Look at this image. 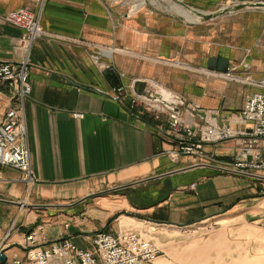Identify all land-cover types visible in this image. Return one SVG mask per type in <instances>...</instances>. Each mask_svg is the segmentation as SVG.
<instances>
[{"label": "crops", "instance_id": "0c3cea01", "mask_svg": "<svg viewBox=\"0 0 264 264\" xmlns=\"http://www.w3.org/2000/svg\"><path fill=\"white\" fill-rule=\"evenodd\" d=\"M41 7L48 37L30 49L32 91L23 108L35 182L0 167V264L24 260L31 234L38 246L69 239L90 249L99 231L149 241L159 250L155 264H264L259 183L220 173L213 162L191 166L186 156L171 162L164 153L176 146L168 128L137 117L129 99L110 98L112 76L121 75L124 86L154 84L228 124L261 89L210 73L208 61L226 59L228 72L263 80L264 9L190 23L155 9L130 16L106 0H0V14ZM21 34L0 22V61L25 57ZM9 108L16 104L0 88V124ZM238 144H204L203 151L225 162Z\"/></svg>", "mask_w": 264, "mask_h": 264}, {"label": "built area", "instance_id": "2783aa9c", "mask_svg": "<svg viewBox=\"0 0 264 264\" xmlns=\"http://www.w3.org/2000/svg\"><path fill=\"white\" fill-rule=\"evenodd\" d=\"M41 10L42 7L39 12L20 8L0 14V22L22 32L18 49L25 53V57L17 63L0 61V88H6L16 104V108L6 111L0 124V167L20 171L23 181L28 184L35 182V176L26 142L23 108L32 91L29 83L30 49L37 40L48 37L43 33ZM109 72L114 73V69L110 68ZM220 75L234 78L231 72ZM256 85L261 91L248 95L241 112L229 117L228 124L220 125L214 122L210 112L203 111L198 104L171 92L169 103L150 101L135 95L131 85L127 88L119 84L111 89L110 98L115 102L129 99V109L137 117L148 116L158 125L168 127L167 136L176 148L164 154L171 161L176 162L182 156L190 157L193 163L209 160L213 162L214 169L221 173L242 175L259 183V192L264 196V79ZM73 117L82 119L83 116L75 114ZM197 121L202 124H197ZM230 123L247 129H234ZM236 138L239 144L230 161L214 162L213 157L203 151L204 144ZM90 240V249H79L69 239L38 246L35 237L29 235L26 238L28 247L25 259H15L12 264H155L159 255L155 245L130 233L111 235L99 231Z\"/></svg>", "mask_w": 264, "mask_h": 264}, {"label": "rangeland", "instance_id": "374dc122", "mask_svg": "<svg viewBox=\"0 0 264 264\" xmlns=\"http://www.w3.org/2000/svg\"><path fill=\"white\" fill-rule=\"evenodd\" d=\"M108 3H110V4H112V5H117V6H121L122 8H124L123 10L124 11H126V13L128 14V15H132V13L133 12H135L136 10H138V9H146V11L148 10V9H151L152 11H153V9H155V10H159V11H165V12H168V13H170L169 12V8H170V6L171 5H177V4H179L178 6L179 7H181L182 5L180 4V3H182V4H184L185 6H187L188 8H186V7H184V6H182L181 8H183V9H185V10H190L191 11V18L194 20L193 22L192 21H190V23H194V22H198V21H201V22H210V21H212L213 19H216V18H219V17H225L226 15H228L229 13H232V12H234L235 11V8L238 6L235 2H232V1H219V0H177L178 2H176V1H172V0H168L169 2H167V0H153V2H149V0H146V3H144L142 6H140V7H138V8H134V6H135V1L136 0H106ZM139 1V3L141 2V1H143V0H138ZM175 2V3H174ZM261 3H264V1H260ZM177 3V4H176ZM254 4V3H253ZM222 10H227V13L226 14H224V15H219V16H217L216 18H212L211 20H204V19H202V18H200L194 11H196V12H198V13H200V14H203V15H208V14H211V15H213V14H217V13H219L220 11H222ZM126 14V15H127ZM171 15H172V17L174 18V19H176V20H178L177 18H179L180 16H178V15H176V13L174 12V13H170ZM194 14V15H193ZM130 15V16H131ZM195 17V19L193 18V17ZM183 22H185L186 20H184V19H181ZM187 22V21H186ZM43 29V28H42ZM46 32V31H45ZM46 34H47V32H46ZM110 68L111 67H109L108 69H107V71H109L110 70ZM244 70H247V66L245 65L244 66V68H243ZM115 73V72H114ZM210 73H213V74H215V75H220V74H216V73H214V72H210ZM232 73V72H231ZM232 77H234V78H224V79H226V80H228V81H233V82H236V83H244V84H248V85H251V86H254V87H257V88H259L256 84H257V82L258 81H254L253 79H251L250 77H248L247 75H245V76H240V75H236V74H234V73H232ZM221 76V75H220ZM120 77H121V75H120ZM119 76H118V79L120 78ZM125 87H127L128 88V86H125ZM172 94H174V93H172ZM174 95H176V94H174ZM151 118V117H150ZM152 119V118H151ZM154 121V120H153ZM156 123V122H155ZM158 124V123H157ZM236 125H238V124H236ZM165 127H167L166 125H164ZM236 139H238V138H236ZM235 154V153H234ZM234 156V155H233ZM182 157H185V156H182ZM186 157H188V156H186ZM189 159H190V161H191V158L190 157H188ZM233 158V157H232ZM170 161H171V159H170ZM179 161V160H178ZM178 161H176V162H178ZM171 162H173V161H171ZM176 162H173V163H176ZM203 163L204 164V162L203 161H197L196 163H193L192 161H191V166H199L200 165V163ZM205 165V164H204ZM221 173V172H220ZM193 187H194V185H193ZM193 187H191V188H193ZM260 189L258 190V194L260 195V196H262L261 194H260ZM1 256V255H0Z\"/></svg>", "mask_w": 264, "mask_h": 264}, {"label": "water", "instance_id": "95a60500", "mask_svg": "<svg viewBox=\"0 0 264 264\" xmlns=\"http://www.w3.org/2000/svg\"><path fill=\"white\" fill-rule=\"evenodd\" d=\"M178 2L177 0H173ZM179 3V2H178ZM182 6L188 8L184 4L180 3ZM250 7V8H262L264 9V3L258 2L250 5H238L235 8V11L241 10L243 8ZM200 18L204 20H211L212 18H216L219 15H224L227 13V10H222L217 14H208L203 15L196 11H194ZM180 19H182L180 17ZM208 68L209 70L215 71L219 74H226L228 72V61L223 58H210L208 61ZM132 91L135 95L140 96L141 98L155 101V100H161L162 99V91L155 86L154 84L144 82V81H134L132 83ZM5 258L3 256H0V263H3Z\"/></svg>", "mask_w": 264, "mask_h": 264}, {"label": "bare ground", "instance_id": "6f19581e", "mask_svg": "<svg viewBox=\"0 0 264 264\" xmlns=\"http://www.w3.org/2000/svg\"><path fill=\"white\" fill-rule=\"evenodd\" d=\"M173 1V0H172ZM149 2H153V0H149ZM167 2H169L168 0H167ZM144 3H146V0H143V1H141L140 3H139V1L138 0H136L135 1V6H134V8H138V7H140V6H142ZM175 3V2H174ZM177 4V3H176ZM179 4H177V5H171L170 6V8H169V12L170 13H176V15H178V16H180L182 19H184V20H186L187 22H190V21H194L192 18H191V11L190 10H185V9H183V8H181V7H179L178 6ZM191 13V14H190ZM194 15V14H193ZM193 17V16H192ZM194 19H195V17H193ZM44 31V30H43ZM44 33V35H46L47 36V34H46V32L44 31L43 32ZM211 72H214V73H216V74H219V73H217V72H215V71H211ZM133 83V82H132ZM132 86V85H131ZM159 89H160V87L159 86H157ZM162 92H165L164 93V95H163V98L161 99V100H159L158 102H167V103H169L170 102V99H171V97H170V93H169V91H166V90H164V89H160ZM153 120V119H152ZM151 120V121H152ZM155 122V121H154ZM160 128H163V127H165V126H161V124H159L158 125ZM168 128V127H167ZM168 131H169V129H168ZM208 162H210L209 160H207ZM31 235H33V234H31ZM34 236V235H33ZM35 237V236H34ZM36 241V240H35Z\"/></svg>", "mask_w": 264, "mask_h": 264}, {"label": "trees", "instance_id": "16d2710c", "mask_svg": "<svg viewBox=\"0 0 264 264\" xmlns=\"http://www.w3.org/2000/svg\"><path fill=\"white\" fill-rule=\"evenodd\" d=\"M112 79H113L114 87H116L117 85L120 84L118 82V80H119L118 78H115L114 76H112ZM141 119L143 121H145L146 123L150 124V125L157 126L156 123L150 117H148V116H143V117H141Z\"/></svg>", "mask_w": 264, "mask_h": 264}]
</instances>
